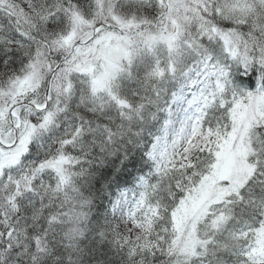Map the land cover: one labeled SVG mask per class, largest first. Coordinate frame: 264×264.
<instances>
[{"label": "snow or ice", "instance_id": "snow-or-ice-1", "mask_svg": "<svg viewBox=\"0 0 264 264\" xmlns=\"http://www.w3.org/2000/svg\"><path fill=\"white\" fill-rule=\"evenodd\" d=\"M0 264H264V0H0Z\"/></svg>", "mask_w": 264, "mask_h": 264}]
</instances>
